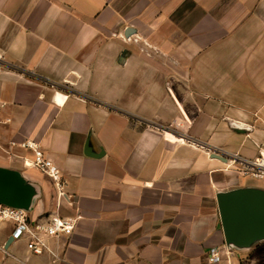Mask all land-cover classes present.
<instances>
[{
	"label": "crops",
	"instance_id": "0c3cea01",
	"mask_svg": "<svg viewBox=\"0 0 264 264\" xmlns=\"http://www.w3.org/2000/svg\"><path fill=\"white\" fill-rule=\"evenodd\" d=\"M260 153L264 0H0L4 204L75 220L36 254L0 219V264H264Z\"/></svg>",
	"mask_w": 264,
	"mask_h": 264
},
{
	"label": "built area",
	"instance_id": "2783aa9c",
	"mask_svg": "<svg viewBox=\"0 0 264 264\" xmlns=\"http://www.w3.org/2000/svg\"><path fill=\"white\" fill-rule=\"evenodd\" d=\"M189 120L178 118L165 126H154L169 134H175L181 140L188 139ZM34 152L32 165L52 179L59 191H62L65 181L57 166L45 156L38 144L27 142L23 144ZM240 166L238 170L244 175L264 177V153H260L253 159L234 160ZM0 219L12 220L15 223L18 234L26 235L28 248L36 254L46 250L45 238L50 236H69L74 229L75 220L72 218L50 215L44 219H32L26 210L20 207H12L0 203ZM216 253H212L211 261L215 260Z\"/></svg>",
	"mask_w": 264,
	"mask_h": 264
},
{
	"label": "water",
	"instance_id": "95a60500",
	"mask_svg": "<svg viewBox=\"0 0 264 264\" xmlns=\"http://www.w3.org/2000/svg\"><path fill=\"white\" fill-rule=\"evenodd\" d=\"M9 197L8 186L5 183L4 179L0 177V203H6Z\"/></svg>",
	"mask_w": 264,
	"mask_h": 264
}]
</instances>
